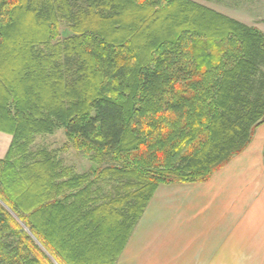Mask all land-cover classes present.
I'll use <instances>...</instances> for the list:
<instances>
[{"label":"trees","instance_id":"16d2710c","mask_svg":"<svg viewBox=\"0 0 264 264\" xmlns=\"http://www.w3.org/2000/svg\"><path fill=\"white\" fill-rule=\"evenodd\" d=\"M264 125V33L192 0H0V264H118L161 185ZM63 129L72 175L41 135Z\"/></svg>","mask_w":264,"mask_h":264},{"label":"crops","instance_id":"0c3cea01","mask_svg":"<svg viewBox=\"0 0 264 264\" xmlns=\"http://www.w3.org/2000/svg\"><path fill=\"white\" fill-rule=\"evenodd\" d=\"M260 145L233 159L218 182L161 185L118 264H264Z\"/></svg>","mask_w":264,"mask_h":264},{"label":"rangeland","instance_id":"374dc122","mask_svg":"<svg viewBox=\"0 0 264 264\" xmlns=\"http://www.w3.org/2000/svg\"><path fill=\"white\" fill-rule=\"evenodd\" d=\"M203 6H206L216 12L237 20L249 27L258 28L264 33V0H192ZM1 133V132H0ZM13 137L1 133L0 134V160L7 157L11 148ZM252 144L262 146L264 148V125L259 128L258 133ZM251 144V145H252ZM250 145V146H251ZM249 146V148H250ZM248 148V149H249ZM32 152L40 150H48L52 152L56 158L62 162V168L71 170L72 175H79L88 172L91 168V163L83 154L77 152L69 143L63 129H58L52 135L38 136L34 144L31 146ZM238 157V156H237ZM235 159V158H234ZM233 161V160H232ZM231 163V162H230ZM229 166V164L227 165ZM225 166L217 172L210 181L218 182L220 175L218 174L227 169ZM208 181V182H210ZM207 183V182H206ZM204 184V183H202ZM188 185V184H177Z\"/></svg>","mask_w":264,"mask_h":264}]
</instances>
